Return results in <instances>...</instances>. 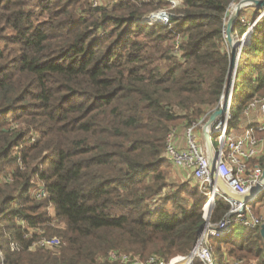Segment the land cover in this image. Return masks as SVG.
<instances>
[{
	"label": "trees",
	"instance_id": "trees-1",
	"mask_svg": "<svg viewBox=\"0 0 264 264\" xmlns=\"http://www.w3.org/2000/svg\"><path fill=\"white\" fill-rule=\"evenodd\" d=\"M234 1L180 0L172 7L169 0H0L4 264H113L111 250L144 260L192 248L207 196L193 181L167 179L163 150L170 129L183 130L219 104ZM161 7L169 9L168 24L142 22ZM242 13L232 29L237 38L246 31ZM263 96L264 16L240 50L227 129L242 125L244 109ZM33 179L45 196L34 195ZM262 205L264 190L248 203L254 212ZM229 210L216 196L210 221ZM54 234L61 240L56 252L28 249ZM11 242L19 248L11 251ZM211 244L231 257L255 259L264 251L259 226L237 221Z\"/></svg>",
	"mask_w": 264,
	"mask_h": 264
},
{
	"label": "built area",
	"instance_id": "built-area-1",
	"mask_svg": "<svg viewBox=\"0 0 264 264\" xmlns=\"http://www.w3.org/2000/svg\"><path fill=\"white\" fill-rule=\"evenodd\" d=\"M169 1L172 7L180 4L178 0ZM90 2L93 6L103 5L101 0H90ZM233 3L234 2H232L228 8L227 14L230 12ZM258 11L259 10H257V12ZM263 16L264 11L261 13V17ZM168 17L169 13L168 15L166 13H157L156 17L147 18L142 22H147L149 25L158 23L166 25L168 24ZM242 20L244 22L245 18L242 17ZM250 26L252 27V24H250ZM175 52L178 54L177 47L175 48ZM256 109L264 115V96L253 99L242 112L243 117L247 119L251 112ZM207 116L205 115L203 118L184 127L181 136H179V131L176 128L170 129L166 135L163 150V156L169 160L171 165L181 171L179 182L193 181L199 185L200 189L207 196V201L204 205V218L206 217V212L209 207L211 205L213 207L216 196H221L228 201L216 184L212 182L208 168L209 161L206 147L202 137L199 135V129L201 131ZM229 118L230 114L228 113L225 123L221 127H219V125H214L211 130L212 135L217 132V135L212 136V138L214 137V140L212 139L213 151L219 155L216 168L217 174L232 191L238 194H245L250 189L254 188L260 181L262 164L257 162L249 163L264 155V135H256L257 131L264 132V122L257 124L248 123L244 128H241L239 132L234 133L233 131L230 133L227 129ZM234 129L236 128H233V130ZM263 190L264 183L254 193L255 198ZM34 195L37 198L45 196L43 184L34 191ZM229 203L230 210L221 220L211 222L210 216L208 217L209 228L207 231H203L197 236L194 245L185 254L176 255L171 258H163L157 254H151L142 260L129 253L111 250L107 253L106 258L113 264H264V251L262 258L247 259L245 257H231L225 249H222L219 261L216 262L211 241L229 235L231 233L229 227H231L232 221H237L244 227L259 226L264 222V210L260 215L254 216L250 212L248 205H245L243 210L239 212L236 211L237 206H235L234 203ZM32 232L33 231H29V234H32ZM34 232L43 233L40 229H36ZM59 244L60 240L57 237H46L43 235L33 240L28 246V249H52ZM18 246L17 243L11 242L10 250H17L19 248ZM0 264H4V257L1 249Z\"/></svg>",
	"mask_w": 264,
	"mask_h": 264
},
{
	"label": "water",
	"instance_id": "water-1",
	"mask_svg": "<svg viewBox=\"0 0 264 264\" xmlns=\"http://www.w3.org/2000/svg\"><path fill=\"white\" fill-rule=\"evenodd\" d=\"M256 7L259 11L254 19V23L261 17V13L264 11V0H237L233 3L231 10L226 18L224 36L229 50V71L225 81L224 90L221 96V103L217 108H215L210 114L207 120L204 122L201 128L202 140L206 147V153L208 157V168L211 175L212 182L220 189L222 194L228 199L229 202L234 203L237 206V210L241 212L245 205L255 199L254 193L260 188L264 183V159L262 162V169L260 175L259 183L252 189H250L245 194H238L232 191L223 181V179L217 174V163L219 161L218 153H214L212 147V136L217 135V132L212 135V128L214 125H219L221 127L226 120V116L229 113L231 104V94L233 89V82L236 74V68L238 64V58L240 56V50L243 45V40H236L232 32L235 20L239 16L242 9L248 7ZM220 118L219 120H217ZM212 205L206 212V217L204 222L198 229L197 236H199L203 231H207L209 228L208 217L210 216ZM231 231V227H229ZM259 233L261 235L264 244V222L259 226Z\"/></svg>",
	"mask_w": 264,
	"mask_h": 264
},
{
	"label": "rangeland",
	"instance_id": "rangeland-1",
	"mask_svg": "<svg viewBox=\"0 0 264 264\" xmlns=\"http://www.w3.org/2000/svg\"><path fill=\"white\" fill-rule=\"evenodd\" d=\"M29 1H33V0H29ZM102 1V3H103V5H107V6H109V3H111L112 1H114V0H101ZM179 2H180V0H178ZM237 1V0H236ZM178 2V3H179ZM235 2V1H234ZM252 8H255V9H257L256 7H253V6H251L249 9L248 8H244V9H242L243 11V13H242V16L245 18V21H244V23L247 25L246 26V31L240 36V37H235V39L236 40H243V44L248 40V35H249V33L252 31V29H253V26L255 25V23L253 24V22H254V19H255V17H256V15H257V13L258 12H256V13H251L249 10L250 9H252ZM258 10V9H257ZM168 12H169V9L168 8H164V7H161V8H156L155 10H151L150 12H148L147 14H145V15H143V17H144V19H147V18H150V17H156V14L158 13V14H160V13H166L167 15H168ZM229 14V13H228ZM228 14H227V16H228ZM41 18V17H40ZM259 20V19H258ZM257 20V21H258ZM250 24H252V27L250 26ZM5 33L6 34H11V31L10 30H6L5 31ZM228 47V46H227ZM229 51V50H228ZM219 103H221V98H220V101H219ZM209 117V115L206 117V119H205V121L207 120V118ZM230 131V133H232L234 130L233 129H230L229 130ZM181 133H182V130L181 129H179V136H181ZM199 133H200V129H199ZM1 179H3V175H1V173H0V180ZM41 184H42V182H40L39 180H35V179H33V185H32V190H33V193H34V191L35 190H37L38 189V187H40L41 186ZM49 210H51V209H49ZM241 233H242V227H240V226H237L236 227V229H235V231L233 232V236L236 238V239H239L240 238V236H241ZM51 237L52 236H55V237H57L59 240H60V237L59 236H57V235H50ZM60 242H61V240H60ZM60 245V244H59ZM37 249H33V250H30V251H36ZM46 250H51V251H54V252H56L57 250H58V246L57 247H55V248H52V249H46ZM133 255V254H132ZM214 255H215V260H216V262H218L219 261V257H220V254L219 253H216V252H214ZM262 256H263V254L260 256V258H262Z\"/></svg>",
	"mask_w": 264,
	"mask_h": 264
},
{
	"label": "crops",
	"instance_id": "crops-1",
	"mask_svg": "<svg viewBox=\"0 0 264 264\" xmlns=\"http://www.w3.org/2000/svg\"><path fill=\"white\" fill-rule=\"evenodd\" d=\"M249 9V8H248ZM252 14L253 13H256L257 12V9H250L249 10ZM243 123L242 125H237L236 129H234V133H237L240 131L241 128H244L248 123H253V124H257V123H262L264 122V115L259 111V110H254L251 112V114L249 115V117L246 119V118H243ZM199 135L202 137L201 135V131L199 133ZM258 160V159H256ZM255 161V160H254ZM179 177H181V171L178 170L176 167H174L173 165H171L170 163V171H169V174H168V177L167 179L169 181H172L174 183H180V179ZM250 209V207H249ZM264 210V206H260L256 212L252 211L250 209V212L254 215V216H258L262 213V211ZM260 226V225H259Z\"/></svg>",
	"mask_w": 264,
	"mask_h": 264
},
{
	"label": "bare ground",
	"instance_id": "bare-ground-1",
	"mask_svg": "<svg viewBox=\"0 0 264 264\" xmlns=\"http://www.w3.org/2000/svg\"><path fill=\"white\" fill-rule=\"evenodd\" d=\"M218 119H220V118H218ZM218 119H217V120H218Z\"/></svg>",
	"mask_w": 264,
	"mask_h": 264
}]
</instances>
